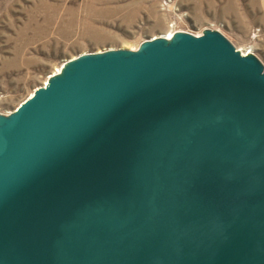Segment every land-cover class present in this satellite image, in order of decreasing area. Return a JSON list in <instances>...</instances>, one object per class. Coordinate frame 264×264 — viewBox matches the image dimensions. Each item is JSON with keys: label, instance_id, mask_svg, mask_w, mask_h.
Segmentation results:
<instances>
[{"label": "water", "instance_id": "1", "mask_svg": "<svg viewBox=\"0 0 264 264\" xmlns=\"http://www.w3.org/2000/svg\"><path fill=\"white\" fill-rule=\"evenodd\" d=\"M202 33L69 59L0 117V264H264V66Z\"/></svg>", "mask_w": 264, "mask_h": 264}, {"label": "rangeland", "instance_id": "2", "mask_svg": "<svg viewBox=\"0 0 264 264\" xmlns=\"http://www.w3.org/2000/svg\"><path fill=\"white\" fill-rule=\"evenodd\" d=\"M203 29L264 66V0H0V117L69 59Z\"/></svg>", "mask_w": 264, "mask_h": 264}, {"label": "bare ground", "instance_id": "3", "mask_svg": "<svg viewBox=\"0 0 264 264\" xmlns=\"http://www.w3.org/2000/svg\"><path fill=\"white\" fill-rule=\"evenodd\" d=\"M172 32H165V33H162V34H160L159 36H165V37H168V38H170L171 36H172ZM246 53V52H245ZM243 54H244V52H243ZM65 63H63V65H64ZM62 65V66H63ZM62 66H60V67H56V69H54L53 71H52V73H51V75L50 76H52V75H56V74H58V73H60L61 72V70H62ZM47 79L48 78H46L45 80H43L42 82H41V84H44V83H46L47 82ZM37 88H38V86H37ZM36 88V89H37ZM35 89V90H36ZM35 92V91H34ZM34 92H31L29 95H28V97L27 98H29L30 96H32L33 94H34ZM23 102V101H22ZM20 104V103H19ZM12 111V110H11ZM11 111H9V112H11Z\"/></svg>", "mask_w": 264, "mask_h": 264}, {"label": "built area", "instance_id": "4", "mask_svg": "<svg viewBox=\"0 0 264 264\" xmlns=\"http://www.w3.org/2000/svg\"><path fill=\"white\" fill-rule=\"evenodd\" d=\"M165 38H168V37H165ZM47 83H48V80H47V82H46V83H44V85H45V84H47Z\"/></svg>", "mask_w": 264, "mask_h": 264}]
</instances>
